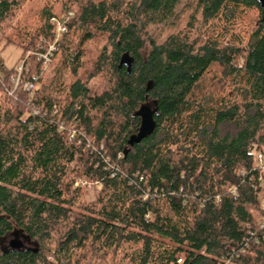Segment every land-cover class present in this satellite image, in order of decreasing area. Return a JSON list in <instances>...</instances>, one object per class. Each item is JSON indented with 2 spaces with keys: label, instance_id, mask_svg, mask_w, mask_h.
<instances>
[{
  "label": "trees",
  "instance_id": "16d2710c",
  "mask_svg": "<svg viewBox=\"0 0 264 264\" xmlns=\"http://www.w3.org/2000/svg\"><path fill=\"white\" fill-rule=\"evenodd\" d=\"M1 45L0 264H264V0H0Z\"/></svg>",
  "mask_w": 264,
  "mask_h": 264
},
{
  "label": "rangeland",
  "instance_id": "374dc122",
  "mask_svg": "<svg viewBox=\"0 0 264 264\" xmlns=\"http://www.w3.org/2000/svg\"><path fill=\"white\" fill-rule=\"evenodd\" d=\"M72 16H73L72 12L61 14L60 17L57 18V20L60 21L59 25H61V27L65 29V26L61 22L67 23L72 18ZM60 37H61V34L57 35V33H54V40L56 38L60 39ZM29 54H30L29 52L26 53V55L24 56V59H22L19 62V58L21 56L20 49L16 48L13 45H6V46L1 45L0 46V76H4L8 70H10L11 68H14L16 65L17 74L16 76L11 77L13 86L16 87V85L19 82V74L22 69L23 60H25ZM26 84L28 83L24 84L23 86L24 89H26L25 88ZM77 185L78 184H76V186ZM79 186H81V188L83 189L85 199L88 202L95 199L97 192L100 188L99 184L93 185L92 183L88 181H82V183Z\"/></svg>",
  "mask_w": 264,
  "mask_h": 264
},
{
  "label": "built area",
  "instance_id": "2783aa9c",
  "mask_svg": "<svg viewBox=\"0 0 264 264\" xmlns=\"http://www.w3.org/2000/svg\"><path fill=\"white\" fill-rule=\"evenodd\" d=\"M61 23L64 25L63 22H61ZM51 24L54 25L55 33H57V35L62 34L65 31V29L62 28L61 25H59L60 21H58L57 19H51ZM58 40H59L58 38L53 40V42L48 46L47 51L43 54L38 55L39 58H41L43 60L45 67H48V64L50 63V55L54 51L55 44L58 42ZM25 88L27 90H30L33 88V85L31 83H28V84H26ZM256 160H257V164H258L260 171L264 172V163H263L262 155L257 154ZM76 184H78V182H76ZM178 263H181V260H178Z\"/></svg>",
  "mask_w": 264,
  "mask_h": 264
},
{
  "label": "water",
  "instance_id": "95a60500",
  "mask_svg": "<svg viewBox=\"0 0 264 264\" xmlns=\"http://www.w3.org/2000/svg\"><path fill=\"white\" fill-rule=\"evenodd\" d=\"M139 138H140V137H138V138L136 139V141H138ZM129 144L132 145V144H133V140H130V141H129ZM10 245H11L12 248H17V247L19 246L18 243H15V242H11Z\"/></svg>",
  "mask_w": 264,
  "mask_h": 264
}]
</instances>
